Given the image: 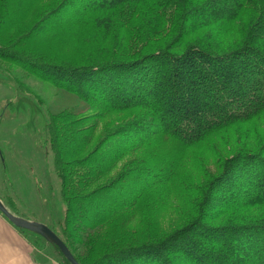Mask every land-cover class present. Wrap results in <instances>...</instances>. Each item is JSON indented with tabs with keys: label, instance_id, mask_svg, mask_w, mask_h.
I'll return each mask as SVG.
<instances>
[{
	"label": "trees",
	"instance_id": "16d2710c",
	"mask_svg": "<svg viewBox=\"0 0 264 264\" xmlns=\"http://www.w3.org/2000/svg\"><path fill=\"white\" fill-rule=\"evenodd\" d=\"M17 3L0 0V25L6 37L10 38L8 42L4 40V43H0V58H5L8 64L22 67L26 59L32 57L30 39L36 24L38 31H55L56 23L52 24L54 28L50 30L44 28L46 23L41 18L43 13H47V16L55 13L50 21H54L55 17L60 19L56 30L65 27L68 22H74L75 16L69 14L66 8L62 11L49 10L52 6L47 3L41 6V1L36 7H32V2L28 7L12 5ZM3 4L6 6L2 8ZM12 13H15L14 19L8 22V27V15ZM90 13L98 15L100 28L93 29L99 36L106 33V40L109 41L118 35L115 45L127 43L125 49L128 51L133 44H140L141 48L151 47L155 43V36L164 35V40L169 39L179 24L181 28H187L192 21L194 23L197 20L199 23L192 29L180 28V40L166 44L164 49L146 53L142 56L143 60L140 58L135 63L124 65L125 68H114L118 74L133 81L132 95L139 93L146 98L144 100L152 101L146 104V111L140 119H149L152 125L135 120L122 127L124 132L118 143L123 148L124 136L131 143H140L125 147L124 150H105L101 143L90 152L91 143H87L80 149L79 155L70 150L60 153L57 149L54 159L62 178L64 197L69 206L77 201L79 215L68 212L62 222L57 221L58 226L62 224V231L65 232L63 235L48 226L65 242L80 264H264V145L257 153L236 152L235 156L225 159L221 173L225 179L216 176L211 182L214 190L220 189V184L228 183L225 187H228V193H232L231 187L235 181L244 177L239 187L241 198L228 200L221 206L228 217L239 213L233 219L227 218L225 226L213 229L206 226L201 218H193L157 244L118 251L97 244L102 234L100 231L96 235V231L102 229L99 227L110 228L115 219H120L103 216L106 212L94 199L98 189L91 187L90 180L86 179L89 173L85 171L86 167L90 169L94 166L100 175L101 172L110 173L123 153L136 150L138 146L146 145L161 136L173 137L185 146H192L214 130L224 128L225 131L236 124L264 116V0H99ZM169 23L170 28L166 29ZM160 27H165L166 33L156 34ZM121 28L123 31L120 33ZM76 39L79 40V37ZM82 40L86 41L88 37ZM2 50L9 53L1 54ZM37 60L47 72H41L40 75L56 85H60L64 79H70L69 82L84 81L91 85L97 80L96 75H100L103 82L110 80V76L116 72L100 68L96 74L97 70L92 67L67 70L63 66L66 62L58 56ZM54 60L63 63L51 64ZM148 60H151L147 65L149 70L152 69L149 74L151 78H145L141 73L143 64ZM47 65L52 66L47 68ZM123 91L126 92L125 87ZM114 96L117 99L127 97L118 92ZM141 107L127 106L119 110ZM110 109L120 112L111 105ZM99 110L103 112L104 108ZM69 116L67 112L63 113L60 133L55 129L56 143L60 144L63 139L65 143H57V146H72L76 137H80L82 142L84 138L86 142H91L86 137L82 122L79 119L71 120ZM56 119L59 120V116ZM147 125L150 127L147 128ZM254 143L262 145L261 140ZM110 156H113L111 162L103 165V161ZM141 160L147 165L141 171L144 176L150 175L149 170L152 173L160 171L159 160L154 165L143 158ZM119 195L123 198L121 205L129 203L123 193L116 196ZM205 199L199 204L202 208ZM195 234L212 239L214 248L206 250L195 239ZM68 239H74L76 246H83L86 242L90 247L88 254H77ZM165 252L170 253L168 258ZM101 254L104 255L101 257Z\"/></svg>",
	"mask_w": 264,
	"mask_h": 264
},
{
	"label": "rangeland",
	"instance_id": "374dc122",
	"mask_svg": "<svg viewBox=\"0 0 264 264\" xmlns=\"http://www.w3.org/2000/svg\"><path fill=\"white\" fill-rule=\"evenodd\" d=\"M39 1L41 6L44 3L52 6L49 10L62 11L66 8L69 14L75 16V21L68 22L65 27H58L56 30L60 19L55 17L54 21H50L55 13L51 16L43 13L41 18H44L46 23L44 28L50 30L54 28L52 24L56 23L55 31L52 33L45 30L38 31V23L36 24L35 32L30 39L32 57H28L22 67L8 64L4 61L5 58L3 60L0 58V198L16 216L49 224L63 235L65 232L62 231V224L58 226L57 221L62 222L68 212L72 215L79 213L77 201L69 206L64 197L62 178L59 176L58 165L56 166L54 159L57 149L60 153L70 150L79 155L80 149L87 143H91L89 152L101 143L105 150L112 148L119 150L123 148L118 143L124 132V129L121 130L122 127L135 120L152 125L149 119L140 120L146 111V104L152 101L144 100L146 98L139 93L132 95L133 81L122 76L121 73L118 74L114 68L135 63L140 58L143 60L142 56L146 53L164 49L166 44L180 40L182 28L192 29L199 22L196 20L192 23V21L187 28H181L179 24L170 34L169 39L164 40L162 38L164 35L155 36V43L151 47L141 48L142 45L133 44L128 51L125 49L127 43L115 45L118 35L114 40L108 41L106 33L99 36L93 29L100 28L98 15L90 13L99 0H10V3L18 2L12 5L28 7L32 2V7H36ZM5 6L6 4H3L2 8ZM23 10L24 8L21 12ZM14 14L8 15L7 23L14 19ZM33 14L32 18H34ZM100 18L104 19L101 16ZM9 25L8 23V27ZM169 26L170 23L166 29H169ZM164 30L165 27H160V31L156 34L162 35ZM122 31L121 28L120 33ZM76 37H79V40ZM86 37L88 40L81 41V38ZM9 39L0 25V43H4V40L8 42ZM6 50H2L1 54L9 53ZM30 53L28 55H31ZM54 56L66 62L63 66L68 68L67 70L92 67L97 70L96 74L100 68L108 71L116 70V72L110 76V80H105L106 82H102L100 75H96L97 80L91 85L84 81L69 82L70 79H64L60 85H56L55 82L45 80L40 75L41 72H47L43 66L40 67L37 60ZM150 62L151 60L146 61L143 64L144 69L141 70L145 78H151L149 74L152 69L149 70L147 67ZM53 63L63 62L54 60L51 64ZM47 66L49 68L52 65ZM124 87L126 92L123 91ZM116 92L127 97L117 99L114 96ZM101 99L105 101L102 102ZM110 105L118 110L126 109L127 106L142 107L116 112L110 109ZM102 108H104L103 112L99 110ZM65 112L70 114L69 119H79L82 122L86 137L91 142H86L85 138L82 142L80 137H76L72 146H63L64 139L60 143L63 145L57 146L58 142L56 143L54 139L55 129L60 133L63 124L60 119ZM101 112L102 115H99ZM57 116L59 120L56 119ZM236 125L225 131L224 128L214 130L192 146H185L173 137L161 136L146 145L138 146L139 148L135 147L138 148L136 150L123 153L114 170L110 172L108 169L110 173L101 172L100 175L94 166L90 169L86 167L85 171L89 173L86 179L90 180L92 188L98 189L94 199L106 212L103 216L120 219L118 221L115 219L110 228L96 229V235L100 231L102 233L97 244L116 251L145 244H157L176 233L185 222L193 218H201L206 226L219 229L226 225L227 218L237 217L239 213L228 217V213L221 206L228 200L241 198L239 187L244 177L241 176L235 181L231 187L232 193H228V187H225L228 183H219L220 189L214 190L211 182L216 176H223L221 173L225 159L235 156L236 152L257 153L261 149L264 145V116ZM259 140L262 141V145H255L254 142ZM139 144L129 142L128 137L124 136L123 150L126 149L125 147ZM112 158L113 156L108 157L103 161V165L110 163ZM141 158L151 165L157 164L159 160L160 171L152 173L149 170L151 176H144L141 171L147 165ZM105 173L108 174L104 175ZM120 193H123L129 203L125 201L126 204L121 205L122 195L116 196ZM204 199L202 208L199 204ZM124 206L128 207L122 208ZM255 212L258 213V210ZM8 228L18 229L28 238L34 264H42V262L68 264L62 252H59L54 244L35 232L15 226L0 212L1 249L11 245L21 246L16 240L17 237L9 233ZM195 239H198L208 251L214 248L210 238L195 234ZM67 241L72 244L77 254H88L90 247L86 242L83 246H76L74 239ZM169 254L165 252L167 258Z\"/></svg>",
	"mask_w": 264,
	"mask_h": 264
},
{
	"label": "water",
	"instance_id": "95a60500",
	"mask_svg": "<svg viewBox=\"0 0 264 264\" xmlns=\"http://www.w3.org/2000/svg\"><path fill=\"white\" fill-rule=\"evenodd\" d=\"M0 212L5 215L15 226L35 232L50 243L56 245L70 264H80L65 242L47 224L16 216L10 212L1 198Z\"/></svg>",
	"mask_w": 264,
	"mask_h": 264
},
{
	"label": "crops",
	"instance_id": "0c3cea01",
	"mask_svg": "<svg viewBox=\"0 0 264 264\" xmlns=\"http://www.w3.org/2000/svg\"><path fill=\"white\" fill-rule=\"evenodd\" d=\"M8 229L11 235L17 237L16 240L21 246L11 245L5 249L0 248V264H34L35 262H32V249L28 245V238L18 229Z\"/></svg>",
	"mask_w": 264,
	"mask_h": 264
}]
</instances>
